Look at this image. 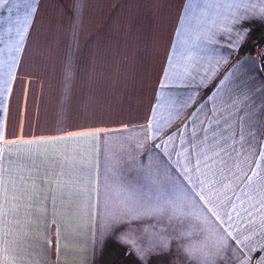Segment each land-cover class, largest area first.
I'll use <instances>...</instances> for the list:
<instances>
[{"label": "crops", "instance_id": "1", "mask_svg": "<svg viewBox=\"0 0 264 264\" xmlns=\"http://www.w3.org/2000/svg\"><path fill=\"white\" fill-rule=\"evenodd\" d=\"M257 31L264 0L0 7V264H264Z\"/></svg>", "mask_w": 264, "mask_h": 264}, {"label": "trees", "instance_id": "2", "mask_svg": "<svg viewBox=\"0 0 264 264\" xmlns=\"http://www.w3.org/2000/svg\"><path fill=\"white\" fill-rule=\"evenodd\" d=\"M250 41L251 43L254 42L253 44L247 43L243 45L240 49V54H246V53H255L257 49L261 50L262 49V54H264V31H257L253 34L250 35ZM254 47L255 50L253 49ZM254 51V52H253ZM263 56V57H262ZM261 58L264 59V55H261Z\"/></svg>", "mask_w": 264, "mask_h": 264}, {"label": "snow or ice", "instance_id": "3", "mask_svg": "<svg viewBox=\"0 0 264 264\" xmlns=\"http://www.w3.org/2000/svg\"><path fill=\"white\" fill-rule=\"evenodd\" d=\"M8 2H9V0H0V7H3Z\"/></svg>", "mask_w": 264, "mask_h": 264}, {"label": "rangeland", "instance_id": "4", "mask_svg": "<svg viewBox=\"0 0 264 264\" xmlns=\"http://www.w3.org/2000/svg\"><path fill=\"white\" fill-rule=\"evenodd\" d=\"M256 51L259 52V49H257Z\"/></svg>", "mask_w": 264, "mask_h": 264}]
</instances>
